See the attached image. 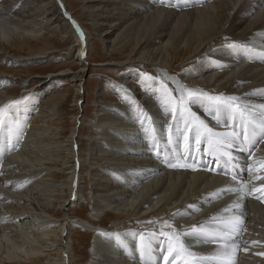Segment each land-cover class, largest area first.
I'll return each mask as SVG.
<instances>
[{
	"label": "bare ground",
	"instance_id": "obj_1",
	"mask_svg": "<svg viewBox=\"0 0 264 264\" xmlns=\"http://www.w3.org/2000/svg\"><path fill=\"white\" fill-rule=\"evenodd\" d=\"M74 1L86 13L91 29L72 16L65 0H0V119L11 132L8 143L0 136V150L6 151V144L18 136L30 137L23 156H7L0 165V205L10 216V221L0 226V264H70L73 248L62 244L63 233L49 237L45 230L54 226L52 219L40 222L44 229L40 235L28 227H38L34 219L41 220V213L61 217L67 233L80 223L95 234L88 260L80 261L83 264H140L138 246L145 243L152 249L149 264L155 259L162 264L165 241L174 237L175 243L177 236L188 252L212 264H228L229 257L235 264H264V205L258 206L254 194L258 179H263L264 186V142L252 146L249 154L248 146L241 150L209 136V130L231 133L233 128L225 125L253 118L255 124L260 123L264 68L257 65L264 63V49L256 45L264 46V0ZM190 1L201 3V7L176 10L162 6L180 3L186 7ZM77 27L85 35L83 42ZM90 32L100 40L108 57L116 55L117 68L150 65L162 77L145 78V93L130 85L140 74L137 70L123 73L121 82L105 79L121 102L96 103L92 136L83 155L78 147L83 145L80 130L73 128L65 141L55 140L58 134L53 121L60 116L59 107L66 99L56 93L57 81L66 78L63 71L42 77L34 90L23 89L17 103L10 102L4 83L25 87L26 82L16 80L5 66H20L43 57L51 50L44 34H57L61 40L73 36L69 52L59 54L75 56L85 71L82 59L88 51ZM235 48L259 53L247 55L237 66L227 53ZM65 73L71 75L74 85L78 81L75 92L79 94L82 79L72 71ZM165 73L171 76L174 87L163 77ZM46 95L50 97L40 111L36 105ZM208 96L237 99L232 108L217 114ZM176 109L183 112L170 117ZM143 117L145 138L137 125ZM31 119L39 124L30 125ZM133 145L138 147L131 149ZM166 156L185 167H171ZM177 156L184 159L177 160ZM68 160L72 165L68 166ZM84 162L89 167L90 220L106 213L114 217L108 227L98 225L101 230L97 231L90 229L96 227L93 221L77 212L72 219L67 212L71 203L80 200ZM55 170L62 174L57 176ZM60 177L62 181L57 182ZM259 193L264 199V191ZM56 206L59 211L54 212ZM236 217L243 230L233 248L223 241H232L229 228ZM204 223L212 224L203 229ZM136 224H140L139 229L134 228ZM213 237L215 240L209 242ZM106 240H111L108 247Z\"/></svg>",
	"mask_w": 264,
	"mask_h": 264
},
{
	"label": "rangeland",
	"instance_id": "obj_2",
	"mask_svg": "<svg viewBox=\"0 0 264 264\" xmlns=\"http://www.w3.org/2000/svg\"><path fill=\"white\" fill-rule=\"evenodd\" d=\"M168 1H170V0H168ZM65 2H66V6H67L69 12L72 13V16L76 20H78L82 26L88 27L89 29H91L90 21H89L88 17L86 16V13H84V10L82 9L81 5L79 3H76L74 0H65ZM154 2H155V0H152V3H154ZM190 2H191V5H188L186 7L181 5L179 2H178L179 4L177 6H173L171 4H168V5L163 4L162 6H164L165 8L176 9V10L185 9L188 7H192L194 5L201 7V3H196L195 1H190ZM90 33L92 35H91L88 51L85 53V55L83 56V59H82L86 65L85 71H82L80 69L75 56L66 55L64 57H61L59 54L60 52L61 53L67 52V51L69 52V50L71 49L70 46L72 45V43L74 41L73 36L70 35L68 38L61 40L60 37L57 36V34H55L53 37H49L50 35L44 34L46 36V38H49L48 44L51 45V50H49L47 53H45L43 55V57H40L36 60H33L32 62H28V63L20 65V66H7V67L5 66V69L14 73V78L16 80H21V81L26 82L25 87L21 88V87H19V85H16L15 83H13L11 85L4 83V85H6L5 86L6 91L10 92L11 97H12L10 102L11 103L12 102L17 103L18 98H20V94H21V91L23 89L34 90L40 85L39 80L42 77L49 75V74H53V73H57V72L59 73L60 71H63L64 73H63L62 77H66V78H61V80L57 81L56 93L57 94L60 93V94L64 95L66 97V99H65V101L62 102V104L59 107L60 109H59L58 115H60V116H55L58 119L53 121L55 126L57 127V134H58L57 136H55V140L65 141L70 136L73 128H76V130H80L79 131V140H80V143H82L83 145H79L78 147H79V150L82 151L81 153L83 155H84V153L88 152V146H89L88 145V137H89V135H90V137L92 136L90 125L94 121V117L97 113V104L100 103L102 105H108V104L112 105L115 102L116 103L121 102V98H120L119 94L117 93V91L114 90L110 86L111 84L107 83L106 80L111 79L113 81L115 80V81L121 82L123 73H125V72L127 73L129 71H134V70L136 71L137 70L140 72V74L138 73L139 76H137L136 79L130 80L131 81L130 85L133 88H137L142 93H145V90L147 91L146 86L144 84L145 78L149 77L150 75L151 76L155 75L156 78L162 77L160 74L158 75L156 73L155 69H153V67H151L150 65H145V66L144 65H130V66H127L125 68L126 70L122 69L121 67L117 68L114 64V62H116V60H115L116 57H114V56H116V55H112V56L108 57L106 55L107 53H105V50L103 49V46H102L100 40L97 39V37H95L93 32H90ZM55 36H56V38H55ZM109 60H111V62H109ZM88 66H90V67H88ZM249 66H251V65H249ZM187 67H184L183 69H179L177 72H175V75L176 76L179 75L180 72H182ZM66 70L74 72L78 78L82 79L81 80V87L83 89L80 91L79 94H76V92H75V86L78 84V81H76L77 84L74 85L70 79L71 75L68 73H65ZM163 77H167V79H168L167 81L171 85H172V83H174L173 80L170 79L171 76L170 75L168 76L167 73H165V75L163 74ZM172 87H174V86L172 85ZM49 97H50L49 95H46V96H43L41 99H39L38 104L36 105V108H38L40 111L42 109L44 110L45 101ZM111 98H112V102L110 101ZM75 99H78V101L76 103H74ZM98 115L101 116L102 113L100 112V113H98ZM144 119H145V117H143L137 123V125L141 128V132H142L141 126H142ZM36 120L37 119H35V120L31 119L29 122L30 125L39 124V123L35 122ZM47 122H49V121H47ZM0 124H2V125L4 124L2 119H1ZM82 130H83V132H82ZM142 134H143V132H142ZM143 136L145 138L144 134H143ZM145 142H146V140H145ZM20 147L21 146L19 145V143H14L13 145H11V147L8 149V151L3 152V154L1 155V158H5V160H7V156H11L10 158H17L18 156L19 157L23 156L22 149L19 150ZM137 147H138V145H133L131 149H135ZM74 150H76V147L74 148ZM148 150H149V145H148ZM10 158H8V160ZM84 160L86 161V159H84ZM68 164H67L68 166L72 165L71 160H68ZM84 165H85L84 166L85 168L83 170H81L83 179L81 181L82 182V184H81L82 188H80L81 194H79L80 200H77V201L71 203L70 206L67 208V212H68L69 216L72 217V219H73L74 215H76L77 213H80V215H79L80 217L90 220V217L93 214H92V210H91V204H90L89 199H88V198H90V195L88 194L89 193V183H88V176H87V173L89 172V167L85 162H84ZM54 173H56L57 176H60V174H62L60 171H56V170L54 171ZM60 181H62L61 177L57 180V182H60ZM54 209H55L54 212L59 211L58 206H56ZM68 210H70V211H68ZM38 212H40V211H38ZM0 213H1L0 214V226H2L4 223H6L5 221H8V222L10 221V219H9L10 216L6 215V213L4 212V208L1 205H0ZM205 214L208 217V212H205ZM5 215L8 219L5 217ZM2 216H4V217H2ZM41 216L43 217L41 220L40 219H34L35 220L34 224H35V226H38L37 228L34 226H31V225L28 227L33 228L35 231H37V233L39 232V235H40L41 231L43 229L42 227L40 228V225H42L41 223L44 222V224H45V221L52 219V221L55 222L54 226H48V229H47V227L46 228L44 227V228L46 231L50 232V233L48 232L49 237H52V235H56V233H57V235H60V237H61V235L63 233L62 238H61V240L63 242L62 244H65L68 248H69V246H72V248H73L74 256H71L72 261H70V264H83L80 261H82L83 259L88 260L87 259L89 257L88 254L90 253V249L92 248L91 246H92L93 242L95 241V237H94L95 234L93 232L88 231L87 228L82 227L81 224L78 223V226L71 227V229L68 231L69 233H67L66 231L68 228L66 227L64 229V225L60 221L61 217H58V218L56 217L57 219L51 218L49 216V214H47V213H41ZM29 221L30 220H28L27 222L29 223ZM90 221H93L95 223V224L94 223L93 224L96 226V227H90V229L92 228V229L97 231V230H101V228H99L98 225H101V227L102 226L108 227L114 221V217H113V215L110 216L109 214L106 213V215L100 214L96 221L95 220H90ZM222 221L223 220H218V222H222ZM144 222H146V221H144ZM144 222H142V223H144ZM212 223H204L201 226H203V229H206V228H209V226ZM16 226L13 227L14 230H15ZM25 227H27V226H24V228ZM139 227H140V224H136L134 228L139 229ZM149 227L153 228L154 226L148 225L147 228H149ZM50 229H52L53 231H51ZM147 231H150V230H147ZM153 231H155V230H153ZM155 232L162 233V231H155ZM184 233H186V232H184ZM168 234L170 235V233H167V235ZM172 239H174V237ZM236 239H238V237L234 236L232 238V241L236 240ZM106 241L108 243V244L106 243L107 246L104 245V243H102V245H101V246H104V248H105V246L106 247L109 246V243L111 240H106ZM200 241H204V240H200ZM197 256L200 257L199 255H197ZM57 257H59V256H57ZM50 259H53V257H51ZM57 259H56V261H57ZM126 259H127V257H126ZM195 259H196V257L189 259V257L184 256L182 254L181 257L177 259L176 264H194ZM203 259H205V258H203ZM43 263L47 264L45 261H43L42 264ZM153 263L157 264L156 259L153 261ZM162 264H165V261L163 259H162Z\"/></svg>",
	"mask_w": 264,
	"mask_h": 264
},
{
	"label": "snow or ice",
	"instance_id": "obj_3",
	"mask_svg": "<svg viewBox=\"0 0 264 264\" xmlns=\"http://www.w3.org/2000/svg\"><path fill=\"white\" fill-rule=\"evenodd\" d=\"M76 31L83 42L85 40V35L80 29L77 27ZM191 95V94H190ZM207 99L209 101L214 102L216 106V112L219 114L223 108H232L233 102L237 99L236 97H227L226 99H222L218 96H208ZM195 102V101H193ZM247 110V109H245ZM260 117V123L255 124L253 118V121L244 122L241 121L239 125L233 124V125H225L226 127H232L233 131L231 133L227 134H216L211 132L209 130V136H215L217 140H219L222 143H226L229 146H232L235 144L238 146L241 150L245 146L249 147V154H251V148L252 146H256L260 142H264V112L259 113ZM239 128L240 130L237 131L236 129ZM175 131V130H174ZM185 139H187V136H185ZM196 142L199 144L200 142V135L199 130H196ZM177 160L184 159V157L177 156ZM166 163H168L171 167L177 168V167H185L184 164H178L173 163L171 159H168L166 156ZM193 164H195V160L192 161ZM201 167H206V165L201 164ZM230 232L233 236L238 237L242 229V223L239 219V217H236L234 222H230ZM143 239V237H142ZM215 240V237L211 238L209 242H213ZM167 247L162 251L163 260L165 261V264H176V261L178 258L181 257L183 254L184 256H193L196 257L194 264H212V261L205 260L203 258H200L197 256L196 253L188 252L182 244H179V237H176V242L174 243L172 238H168L165 241ZM223 244L233 247H236L235 240L229 242V241H223ZM138 250L140 252V264H149L152 257V249L150 244H142L138 246ZM164 251H166L167 254H164ZM228 264H235V262L231 259V257L228 258Z\"/></svg>",
	"mask_w": 264,
	"mask_h": 264
},
{
	"label": "flooded vegetation",
	"instance_id": "obj_4",
	"mask_svg": "<svg viewBox=\"0 0 264 264\" xmlns=\"http://www.w3.org/2000/svg\"><path fill=\"white\" fill-rule=\"evenodd\" d=\"M249 44H251V43H249ZM252 45H256V44H252ZM256 46H258V47H262L263 49H264V46L263 45H256ZM227 53H228V55H229V58L230 57H232V60H234V61H236V62H238L237 63V66L238 65H240V64H242V63H244L247 59L245 58L247 55H250V54H253V56H255V54L256 53H259V52H252V51H247V50H245V49H242V50H237L236 48L235 49H231V51L229 52V51H227ZM264 53V52H263ZM249 60V59H248ZM252 63L250 62L249 63V65H251ZM252 66V65H251ZM257 67H260V68H264V63H262V64H260V65H257ZM238 70V69H237ZM5 106H3V108H4ZM4 110V109H3ZM5 111V110H4ZM181 112H183V110H181V109H176L175 111H174V113L170 116V117H172V116H174V115H177V114H180ZM0 123H1V119H0ZM1 135H3V138H4V140L6 141V143H8L9 141H10V139H11V132H10V130H9V128L6 126V125H2V124H0V136ZM6 135V136H5ZM28 135L29 136H31L32 134L31 133H28ZM30 140V137L29 138H24V136H18V137H16L12 142H13V144L16 142V143H19V145L21 146L20 148H19V150H21L22 149V151H23V148H24V145L28 142ZM12 142L10 143V145H7L6 144V151H8V149H9V147L11 146V145H13L12 144ZM6 151H0V165L1 164H3V163H5V158H1V155L3 154V152H6ZM19 157V156H18ZM6 166V165H5ZM2 171L3 172H5V167H3L2 168ZM262 182H263V179H258L257 180V186H256V189H255V191H254V194L257 196V198L256 199H258L259 200V203L258 202H256L257 204H258V206H262V205H264V199L262 198V199H260V193H259V191H264V186H263V184H262ZM253 201H254V198L252 197L251 198V200H250V202H251V204H254L253 203Z\"/></svg>",
	"mask_w": 264,
	"mask_h": 264
}]
</instances>
